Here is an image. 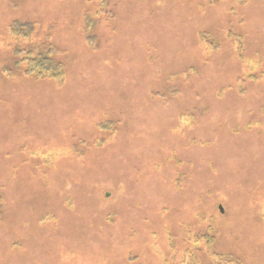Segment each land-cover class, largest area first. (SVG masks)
I'll use <instances>...</instances> for the list:
<instances>
[{"label": "rangeland", "instance_id": "rangeland-1", "mask_svg": "<svg viewBox=\"0 0 264 264\" xmlns=\"http://www.w3.org/2000/svg\"><path fill=\"white\" fill-rule=\"evenodd\" d=\"M27 24L60 82L15 72ZM236 258L264 264V0H0V264Z\"/></svg>", "mask_w": 264, "mask_h": 264}, {"label": "trees", "instance_id": "trees-1", "mask_svg": "<svg viewBox=\"0 0 264 264\" xmlns=\"http://www.w3.org/2000/svg\"><path fill=\"white\" fill-rule=\"evenodd\" d=\"M89 16L87 26H89L90 34H87L86 38L88 41H92L91 30L95 26V21ZM10 30L17 35V42L12 50V53H14L13 64L15 72L19 71L25 77H32L37 80L53 79L60 82L65 75V69L63 62L58 59L59 51L50 34L48 33L43 38H32L33 24H27L23 29L14 26ZM84 31L86 33L87 28ZM238 49L242 48L238 47ZM206 230L202 234L201 240H204L206 244L212 245L216 243V230ZM236 261L240 264L239 258H236Z\"/></svg>", "mask_w": 264, "mask_h": 264}]
</instances>
